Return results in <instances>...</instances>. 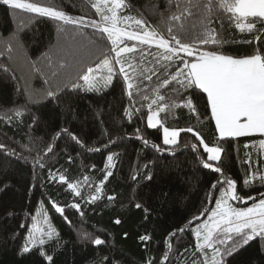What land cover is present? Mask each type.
<instances>
[{
	"label": "trees",
	"instance_id": "1",
	"mask_svg": "<svg viewBox=\"0 0 264 264\" xmlns=\"http://www.w3.org/2000/svg\"><path fill=\"white\" fill-rule=\"evenodd\" d=\"M26 2L101 22L92 7L97 0ZM124 2L128 7L118 10V15L145 20L150 30L155 29L165 39H170L168 28L171 26L175 32L181 23L191 29L193 36L202 35L205 29L201 20L207 15L208 27L227 41L222 49L226 54L242 57L264 48V32H241L232 14L220 7L221 0H211V12L193 9L187 20L175 22L171 16L179 14L188 0H175L171 7L169 0ZM193 2L203 6L209 0ZM128 24V30H137L131 20ZM61 27L63 32L58 31ZM256 27L262 26L257 23ZM74 35L72 25L12 9L0 0V145L16 153L10 156L0 149V264H204L205 256L190 229L210 215H201L205 208H215L219 191L211 186L223 177L203 167L207 153L200 141L223 149V174L236 181L239 194L245 198L230 202L244 208L254 203L248 196L257 197L258 203L259 193L264 192L259 181V175L264 174V149L259 141L264 136L220 138L206 93L196 90L194 94L192 89L178 92L179 85L172 80V74L182 67L180 58H192L180 52L172 62L165 61L160 56L164 49L154 44L141 46L126 41L128 46L137 44L145 50L143 59L139 51L124 54L130 62L125 64L128 81L114 65L111 84L86 92L80 77L104 59L115 61V52L106 34L91 26L75 40ZM257 35L258 41L254 39ZM178 38L195 42L199 50H211V45L193 41L184 32ZM57 44L69 52L80 48L83 64L59 68L52 47ZM44 53L52 56L51 66ZM165 79L168 84H164ZM72 84L81 87L73 90ZM50 87L58 92L55 99L45 95ZM188 95L195 112L184 106ZM15 109L23 115L16 116ZM126 109L132 112L131 119L125 115ZM153 112L158 113L160 121L157 129L147 125V116ZM163 127L179 130L175 145L163 144ZM68 133L75 135L79 143ZM143 140L148 141L147 146ZM192 144L197 145L196 151ZM109 154L114 157L112 175L105 179ZM50 171L55 179L49 178ZM253 174L256 179L245 186L244 179ZM61 175L64 182L59 179ZM69 184L76 186L75 191ZM76 204L79 208L74 207ZM57 206L63 208V214L56 211ZM39 209L55 235L44 246L37 244L22 254ZM182 228L186 231L179 232ZM173 232L176 236L170 237ZM143 235L150 236V240L142 242ZM96 238L104 243L95 245ZM169 240L170 248L166 244ZM41 251L52 256V261L40 255ZM205 252L210 264L212 251ZM225 264H264V240L257 237L239 247L226 257Z\"/></svg>",
	"mask_w": 264,
	"mask_h": 264
},
{
	"label": "snow or ice",
	"instance_id": "2",
	"mask_svg": "<svg viewBox=\"0 0 264 264\" xmlns=\"http://www.w3.org/2000/svg\"><path fill=\"white\" fill-rule=\"evenodd\" d=\"M2 2L4 5L10 6L15 10H23L27 13L36 14L39 17L50 18L51 20L62 22L63 25H72L76 30V35L82 36L83 29L88 26L106 34L107 39L111 42L112 51L115 52L113 59L116 64L120 65L119 73L125 82L129 79V73L125 69V64H129L130 62L124 54H132L139 51L141 59L145 56V50L142 47L138 48V45L151 46L154 44L158 49H164V52L160 56L169 62H172L174 58L179 57L180 52H183L186 54V57L192 59L180 58L182 67L177 68L175 74H172V80L179 85L176 91L183 90L187 92L188 89H192L194 94L196 90L206 93L207 104L210 105L211 116L215 121V127L219 133V137L239 138L249 137L254 134L264 136V48L260 51H255L254 54H245L242 57H234L233 55L226 54L222 49L227 41L220 38L218 34H214V30L208 27L207 23H205V21L209 20L207 15L201 20V25L205 29L202 35L193 36L191 29L186 28L185 24L181 23L176 26L175 32L170 26L168 28L170 39H165L155 29L150 30L145 20L118 15V10H123L128 7L124 0H97L92 5L96 13L100 16L102 23L96 20L86 19L84 16H72L65 11L55 10L52 7L39 6L36 3L26 2V0H2ZM174 3L175 0H169V7ZM210 5L211 0L203 6L200 3H194L193 0H188L179 14H173L171 16V21L187 20L193 15V9L201 10L203 8L205 12H211ZM176 7L179 9V4H176ZM220 7L232 14L236 22L235 27L241 32H264V0H221ZM129 20L135 24L137 30H128L131 27L128 24ZM257 23L262 26L260 29H257ZM122 24L126 25V27H121L120 25ZM191 27L194 28L195 25ZM58 31L63 32L64 29L61 27ZM180 32H184L186 35L192 37L193 41L198 40L202 45H211V50H199L195 42H183L182 39L178 38ZM76 35L73 36L74 40L76 39ZM254 39L258 41L259 35L254 37ZM126 41H136L138 45L133 44L132 46H128ZM52 47L55 49L54 54L59 58V68L63 69L68 65L77 67L83 64V56L81 55L80 48L69 52L59 44L53 45ZM42 56L47 58L49 66H51L52 56L48 53H44ZM157 63H159V60H157ZM101 68L107 72V75L102 76L101 79H103L105 84L112 83L115 75L113 66L108 59H104L102 64L97 65L96 69L88 67L87 74L80 77L87 85V88L84 89L86 92L99 90L97 87L99 82H94L90 74L94 71H99ZM36 71L38 72L39 69ZM52 75L55 76L56 73ZM45 83H49V81L46 80ZM168 83L169 81L165 79L164 84ZM71 87L73 90H78L81 85L72 84ZM128 87L130 88L131 85L129 84ZM45 95L48 98L55 99L58 96V92L53 91L50 87L45 92ZM159 99L163 100L164 98L160 97ZM153 103H156V101L154 100ZM184 106L190 112H195L196 107L193 104L191 95L184 98ZM149 108H151V105H149ZM14 111L16 116L23 115L19 109H15ZM159 111H164V108H160ZM157 114V112H153L147 116V125L149 128L157 129L158 125H160V121L156 119ZM125 115L131 119L132 112L126 109ZM63 131L67 133L68 130L64 129ZM187 131L192 132V128H188ZM137 132L139 133V130ZM162 134L164 145H175L177 143L179 136L178 130H170L168 127H163ZM57 135L59 136V133ZM68 135L73 141L79 143L75 135L71 133H68ZM137 138L142 139L139 135ZM114 142L110 141V143ZM200 142L203 144V151L207 153V161L203 162V167L221 174L223 179H218L211 186L213 190L219 191V198L215 200V208L211 210L205 208L201 212V215L210 212L208 219L203 224H198L190 230L197 238V241L201 239L203 241L202 243H197V248L205 256L204 264H208V254L205 252V249L212 251L210 264H225L226 257L231 255L239 247L248 244L257 237L264 240V192L259 193L258 203L256 202L257 197H247V199L254 202L251 207H233L229 201H244L245 198L239 194L236 181L223 174L221 166L223 164V149L220 147H211L204 143L203 140ZM143 143L145 146L148 145L147 140H143ZM259 146L264 149V139L259 141ZM152 147L161 150L155 144ZM245 147H249V145L246 144ZM191 148L193 151H196L197 145L192 144ZM0 149H4V146L0 145ZM4 150L7 155H16L14 151ZM52 150L51 147L48 148L49 152H52ZM113 159L112 154L107 156L108 163L106 164L105 179L112 175L110 169L113 167ZM210 162H217V164ZM40 166L43 167V164H40ZM49 178L55 179L51 171L49 172ZM59 179L61 182H64L65 177L61 175ZM255 179V174L246 176L243 183L247 186ZM259 181L261 186L264 187V174L259 175ZM68 187L73 191L76 189V186L72 184H69ZM99 191L100 189L97 188V192ZM76 195L79 196L80 193L76 191ZM209 199H211V194L209 195ZM74 207L79 208V205L76 204ZM136 207L140 208L141 205L137 204ZM56 211L63 214L64 210L57 206ZM145 212H147V209H145ZM196 219H199V217ZM115 223L119 224L120 221L116 220ZM178 231L184 232L186 229L182 228ZM45 236L51 240L52 232L48 231L46 233L40 227L30 229L27 240L22 247V254L28 253L31 250L29 245H32L33 248L37 244L44 246L46 243ZM175 236L176 232L170 234V237ZM140 239L142 242L148 241L150 240V236L143 235ZM228 241H232V243L229 244ZM93 242L98 246L104 243L99 238H96ZM166 244L169 248L171 247L170 240L166 241ZM40 255L45 256L49 262L53 259L52 256L46 255L43 251L40 252ZM166 258L167 253H165Z\"/></svg>",
	"mask_w": 264,
	"mask_h": 264
},
{
	"label": "rangeland",
	"instance_id": "3",
	"mask_svg": "<svg viewBox=\"0 0 264 264\" xmlns=\"http://www.w3.org/2000/svg\"><path fill=\"white\" fill-rule=\"evenodd\" d=\"M109 60V59H108ZM111 63H112V66H113V71H114V65H116L117 66V68L118 69H120V65L119 64H116L115 63V61H111V60H109ZM103 62V61H102ZM102 62L101 63H99V64H102ZM96 67H97V65L93 68V69H96ZM92 77H93V79H94V82L95 81H98L99 83L97 84V87L101 90V89H105L109 84H105L104 83V81H103V79H101V77L102 76H106L107 75V72H106V70L105 69H103V68H101L99 71H94L92 74H90ZM84 83V82H83ZM84 86L87 88V85L84 83ZM170 130H177V129H170ZM179 131V130H178ZM163 135V134H162ZM168 146H171V145H168ZM229 203L230 204H232L230 201H229ZM232 206L233 207H235V205H233L232 204ZM252 206V205H251ZM251 206H248V207H251ZM237 208H239V207H237ZM244 208H246V207H244ZM207 219H208V217H207ZM206 219V220H207ZM205 220V221H206ZM205 221H203V222H201V223H199V224H203ZM209 223H211V222H209ZM198 225V224H197ZM196 225V226H197ZM195 226V227H196ZM33 227H40V228H42L46 233L48 232V231H51L52 232V237L55 235V232H54V229H53V227H52V225H51V223L49 222V220H48V218H47V216L39 209L37 212H36V214H35V217H34V221H33V223H32V225H31V227H30V229H32ZM222 227H223V225H222ZM29 229V230H30ZM28 233H29V231H28ZM27 237H28V234H27ZM44 239H45V241H48L49 239H48V237L47 236H45L44 237ZM194 239H195V242H196V246H197V243L199 242V243H202L203 241H202V239L200 240V241H197V238L194 236ZM26 240H27V238H26ZM29 247L31 248L32 247V245H29Z\"/></svg>",
	"mask_w": 264,
	"mask_h": 264
},
{
	"label": "crops",
	"instance_id": "4",
	"mask_svg": "<svg viewBox=\"0 0 264 264\" xmlns=\"http://www.w3.org/2000/svg\"><path fill=\"white\" fill-rule=\"evenodd\" d=\"M211 109V108H210ZM157 119V118H156ZM158 120V119H157ZM215 122V121H214ZM219 134V133H218Z\"/></svg>",
	"mask_w": 264,
	"mask_h": 264
}]
</instances>
